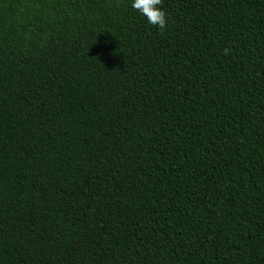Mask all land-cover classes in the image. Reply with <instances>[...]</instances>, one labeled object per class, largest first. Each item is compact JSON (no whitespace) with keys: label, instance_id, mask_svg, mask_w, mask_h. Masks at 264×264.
Returning a JSON list of instances; mask_svg holds the SVG:
<instances>
[{"label":"trees","instance_id":"1","mask_svg":"<svg viewBox=\"0 0 264 264\" xmlns=\"http://www.w3.org/2000/svg\"><path fill=\"white\" fill-rule=\"evenodd\" d=\"M132 2L0 0V264H264V0Z\"/></svg>","mask_w":264,"mask_h":264},{"label":"clouds","instance_id":"2","mask_svg":"<svg viewBox=\"0 0 264 264\" xmlns=\"http://www.w3.org/2000/svg\"><path fill=\"white\" fill-rule=\"evenodd\" d=\"M163 0H133L132 8L139 11L144 15L148 22L154 27H158L161 32L166 30L167 27V13L160 7ZM229 49H224V54H229Z\"/></svg>","mask_w":264,"mask_h":264}]
</instances>
